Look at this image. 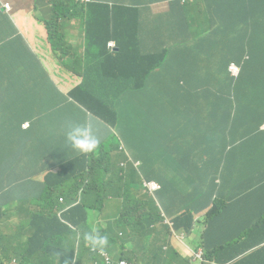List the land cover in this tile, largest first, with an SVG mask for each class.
Wrapping results in <instances>:
<instances>
[{
	"label": "trees",
	"instance_id": "trees-1",
	"mask_svg": "<svg viewBox=\"0 0 264 264\" xmlns=\"http://www.w3.org/2000/svg\"><path fill=\"white\" fill-rule=\"evenodd\" d=\"M232 2L234 12H229L222 18L228 24L227 30H222V37L228 41L227 64L230 66L232 62H236L241 66L242 73L238 78L228 75L219 100L206 99L214 103L212 105L215 108L213 117L220 120V126L224 130L221 138L224 141L222 146L224 153L213 158L174 159L173 153L169 151L167 155L170 162L175 164L182 173L180 183L175 179L171 181L161 179L157 175L156 167L149 165L147 180L158 181L162 189L152 194L149 190L144 191L138 188L136 197H139V201H135L129 209L131 215L123 226L124 235L120 237L122 242L114 241L109 250L114 264H119L123 260H128L129 264H193L173 246V233L184 235L194 241L195 246L203 250L204 259L208 264L215 262L217 264H264V199L256 197V194L264 191V183L248 195L249 202L245 207L243 203H238L230 210L231 205L226 204V197L222 194V189L217 182L221 171L227 169L231 161L235 167L237 152L243 150L244 146L256 135H264L261 129L264 124V0H232ZM179 4L182 3L177 0L174 13L149 17L148 23L156 22L161 16L175 15L177 20L182 19L186 15V7L184 4ZM53 5V19L45 22L50 35L49 41L60 63L80 76L84 74L78 71V66L86 65V58L84 54H81L72 62L65 60L71 52L65 48L66 36L60 35L63 20L70 19L72 13L74 16L88 14L90 17L96 14L99 6H106L107 13L98 22L89 20L86 24L88 25L87 43L91 44L92 48L100 50L99 60L102 65L97 64L85 72L84 85L73 91L71 96L77 102L87 105L89 111L102 118L105 123L116 126L121 114L114 106L108 104L110 97L108 90L114 84L125 83L121 91L114 93V99L117 101L123 98L128 104L129 102L133 104L128 111L129 137L133 139L130 147H138L142 151L141 154L145 153V155L155 152L147 149L149 139L145 140L143 135L148 132L150 121L156 111L148 110L143 106V99L129 93V90L134 88L133 78L136 73L141 74V77L147 81L151 78L149 75L153 72L152 66L157 59H164L163 56H159L156 48L151 44L147 47H141L139 44L140 25L135 22L141 20V10L125 5L110 7L97 3L90 4L87 8L85 4H77L74 1H54ZM203 13L206 15L207 22L212 24L213 15L205 11H196L197 15H203ZM119 17L129 19L131 23L111 24L109 19L113 18L117 21ZM99 22L105 28L103 34L99 30ZM155 25L163 26V24ZM98 36L103 37L102 42L98 40ZM160 37L161 34L152 41ZM111 40L118 41L121 51L112 52L108 49ZM1 42L4 47L10 45L8 41ZM147 42H150L149 39ZM201 47H206V43H203ZM199 48L200 46L197 47L198 50ZM185 50L189 51V47L180 46L178 50L172 49L165 61L168 63L172 61L171 56L179 54V64L182 65L180 71L190 73L191 67L186 69L183 67L188 65ZM90 54H92L91 50ZM167 54L168 52L164 53V56ZM29 55H31L29 50H23L21 53L23 58ZM42 59L44 58L39 55V60L42 61ZM21 70L23 75L20 77L5 72L3 89L0 92V107H11L16 113L25 112V107L29 106L35 87L43 79L40 77L36 81H31L28 74L30 66L26 63H21ZM126 78L128 79L125 80ZM93 83L98 86V89L90 88ZM45 88L43 94L53 99L55 106L61 107L58 88L50 82L45 83ZM80 93H84L85 99L80 96ZM181 95L180 92L177 94L178 97ZM190 97L186 93L184 98L181 97L177 101V109L163 110L162 115L173 117L171 113L174 112L185 118L195 117L196 111H186ZM90 103L94 105L91 106ZM73 108L78 110L76 105ZM41 112L45 117V109L36 110V114ZM63 112V110L55 111L52 119L55 122L74 123L68 127L55 126L54 147L48 152L54 150V153L63 157L64 162L71 164L67 167V176L64 173L50 176L53 180L49 181V188L46 192L49 193L51 200L57 192H63L67 196L68 203L63 206L66 212L65 220L74 227L59 234H46L37 228L36 220L39 217L46 219L47 212L30 210L27 213L32 218L27 223L23 222L20 204L16 203L17 200L13 195L14 189L1 190L0 187V264H49L50 262L77 264L89 259L92 255L95 262L107 264L106 259L98 251L92 250L91 245L85 242L84 236L87 234L85 226L88 217L82 212V206L74 207L73 204L80 196L79 185L86 177L96 178V174L102 171L100 168L103 166L108 170H112L115 166V169L102 176L98 187L100 194L107 193L113 188L129 190V171L120 165V160L125 162V154L120 150L121 134L118 131L114 132L109 141H113L114 144H110L112 146L110 149L104 150L109 163L104 155L89 159L86 155L76 151L68 139L65 143L64 135L67 131L72 132L76 128L82 129L83 127L75 121V118L74 121H67V115ZM133 112L136 113L135 116L132 115ZM138 116L142 118L141 124L134 121ZM22 120L29 122L26 113ZM25 126L22 124L21 128L24 129ZM12 131L14 134H9L7 136L9 138H6L11 143L0 142V148L6 151L13 149L19 136L26 139L29 135V131L21 132L17 128ZM227 133L229 146L226 144L225 134ZM259 143L258 149L264 153V138ZM157 145L163 146L159 141ZM22 148L23 146L20 150ZM248 155L249 153L246 154ZM48 156L44 155L43 158L46 160ZM2 159L0 180L7 179V177H2L6 172L16 170L12 166L18 164V161L14 162V159H10L7 153H4ZM105 161L106 164H102ZM259 162V158L256 157L254 166L251 163L248 164L246 160L243 168H238L248 174L255 170ZM22 166V173L20 174L19 171L10 173V178L24 176V170H27L31 176H40L43 172L37 164H23ZM132 173H134L132 182L141 184V175L135 169L131 171ZM173 176L176 178V173H173ZM106 179H109V182H106ZM54 183H58L62 188H51ZM51 206L55 208V205ZM27 207L28 205L23 207L22 211L25 212ZM43 207L46 211L49 209V206ZM180 214L182 216L176 218ZM202 214H204L203 219L198 218ZM44 222L50 223L46 220ZM147 222L148 227L145 226ZM56 224L62 229L67 228L58 219ZM197 235L198 238L195 239Z\"/></svg>",
	"mask_w": 264,
	"mask_h": 264
},
{
	"label": "crops",
	"instance_id": "crops-1",
	"mask_svg": "<svg viewBox=\"0 0 264 264\" xmlns=\"http://www.w3.org/2000/svg\"><path fill=\"white\" fill-rule=\"evenodd\" d=\"M95 1L97 4L110 7L123 4L140 9L143 16L140 21L135 23L141 25V29L149 37L150 44L156 48L159 56L164 57V59L158 58L154 63L152 66L154 70L149 75L151 78L147 81L141 77V74L136 73L135 78H133L134 88L129 90L132 95H137L143 99V106L148 110L156 111L150 121L148 139L161 142L168 151L173 153L174 158L187 157L193 150H196L198 156L202 158L221 156L224 153L222 150L224 141L221 139L224 130L220 126V120L213 117L215 108L212 105L214 103L208 102L206 99L219 100L223 85L228 78V41L222 37V30L226 31L228 24L222 18L229 12H234L232 0H196L185 4L186 15L182 19L177 20L175 15L161 16L151 24L148 23L149 17L174 13L177 0ZM6 4L12 5L11 11L5 9ZM105 7L99 6L96 14L90 17L78 16L81 19L74 17V13H72V18L65 22L60 32L61 36H66L64 43H70L68 50L71 53L65 60L72 62L75 57L84 54L86 58L85 72L97 65L100 55L98 48H92L91 44L87 43L88 25L86 24L89 20L98 22L107 13ZM196 11H205L213 15V23L207 22L204 13L197 15ZM44 19H53V5L47 0H0V92L3 89L5 72L16 77L23 75L21 63L30 66L28 74L31 81H36L40 77L43 78L40 84L35 87L31 102L27 108L25 107V112L16 113L11 107H0V142L11 143L6 138H9L7 137L9 134H14L12 130L15 128L21 132L29 131L26 139L19 136L11 151L0 148V162L3 160L4 153H7L10 159H14V162L18 161L16 166H12L16 170L6 172L5 176L2 177H7V179L0 180V187L1 190L14 189L13 195L17 200L16 203L20 204V213L23 214L22 220L27 210L34 211L39 205L34 203L27 209L25 208V212L22 211L25 203L40 197V194L35 196L29 194L32 189H35L33 179L44 182L48 174L53 172L57 174L64 172L67 176L68 171L63 170L64 165H66L63 157L61 155L55 156L54 150L53 152L48 151L54 147L55 126L68 127L74 122H55L52 119L55 111L63 110V114L67 115V121H74L75 118V121L81 122L84 119L85 132L93 135L92 137L99 138L102 142L109 141L110 130L105 124L96 118L87 117L83 111L75 113L74 104L70 101L73 99L69 95L83 84L84 78L70 72L60 63L49 41L47 27L42 21ZM127 22L131 23L129 20ZM155 24H163V26ZM99 25V30L103 34L105 28L100 22ZM195 25H197L198 33L193 30ZM160 34L159 39L152 41ZM82 38H85L84 42ZM98 40L102 42L103 37L98 36ZM1 41H8L10 45L4 47ZM203 43H206L204 48L201 47ZM180 46L189 47V51L185 50L188 65L183 67L185 69L191 67L190 73L180 71L182 65L179 64V54L171 56L174 63L172 61L166 63L165 61L171 50H178ZM198 46H200L199 50L197 49ZM74 47L76 49H73ZM23 50H29L31 55L23 58L21 56ZM90 50L93 56H91ZM166 52L168 54L164 56ZM39 55L44 58L42 61L39 60ZM79 69L83 70L81 66ZM47 82L58 88L61 107L55 106L54 100L43 94ZM124 84H114L109 88V92L121 91ZM179 92L182 94V98L186 93L191 96L186 111H196L195 117L185 118L176 115L174 112L171 113L173 117L162 115L161 111L163 110L174 111L178 108L177 101L181 99L180 96H177ZM132 105L131 102L128 104L123 98L119 100L117 107L121 111V123L128 118L129 112L127 111ZM42 109L46 110L45 117H43L42 112L36 114V110ZM64 109H66L67 114ZM25 113L29 122L22 120ZM164 114L168 115L167 112ZM132 115L135 116L136 113L133 112ZM22 124H30L31 127L23 129L21 128ZM117 131L119 132V129ZM225 136L226 144L229 145L228 133ZM262 138L264 135H256L252 141L245 145L243 150L237 152L236 169H234V163L231 161L225 170L221 189L228 202L240 199L246 193L263 184L264 175L261 167L264 162V153L258 149L259 141ZM21 146H23L22 150H20ZM247 153H249L248 156H246ZM44 155H49L48 159L45 160ZM256 157L260 160V169L254 167V175L238 170V167L243 168L246 160H248V164L254 165V158ZM23 164H37L43 169V172L40 176H31L27 170H24V176L19 177L15 174L17 177L10 178V173L18 171L20 174L22 173ZM260 196H264V191L260 193ZM248 201L249 198L243 199V204Z\"/></svg>",
	"mask_w": 264,
	"mask_h": 264
},
{
	"label": "clouds",
	"instance_id": "clouds-1",
	"mask_svg": "<svg viewBox=\"0 0 264 264\" xmlns=\"http://www.w3.org/2000/svg\"><path fill=\"white\" fill-rule=\"evenodd\" d=\"M59 1H74L77 4H80V3L85 4L87 8H89L88 6L90 4H93L96 2L95 0H91L90 2H85L84 0H59ZM180 1L184 5L188 4V2L184 3L182 0H180ZM193 1H196V0H192V2ZM50 3H53V2H50ZM119 5H123V4H119ZM129 8L138 9V8H135V6H129ZM5 9L8 11H11L12 5L6 4ZM82 16L88 17L89 15L87 14V15H82ZM142 16H143V13L141 11L140 19ZM109 20H110L111 24L115 25L119 22H122V23L127 22V20H129V19L121 17L117 21H115V19H113V18H111ZM148 39L149 38H148L147 34L145 33V31L143 29H141V25H140V32H139V44H140V46L141 47H147L150 44V42L149 43L147 42ZM109 43H111L112 46H110V48L108 47V49H110L112 52L121 51V48L118 45V41L111 40ZM237 65H238L239 69L241 70V66L239 64H237ZM81 67L83 68V70H80L79 66H78V71H82L84 74V76H81L82 78H84V82L81 85V86H83L86 78H85L84 66H81ZM70 72H72L76 75H79L73 71H70ZM231 76L234 78L239 77V76H234V75H231ZM80 87H78V88H80ZM90 88L92 90H95V89H98V86H96L93 83ZM69 96L74 100L73 101L69 98L70 101L74 105H76L78 108V110H74L75 113L83 111L87 114V117L89 116L90 118H96V119L100 120L103 124H105L107 126V128L110 131H112V133L117 132V129H119V133L121 134V137L119 139H121L122 137H125V136L129 137V133H125L127 126L122 125L120 117H119V121L117 122L116 126H113L107 122H106L107 123L106 124L102 118H100V117L94 115L92 112H90L88 109L89 107L87 105H83V104L77 102L71 95H69ZM80 96L83 99H85L84 93H80ZM75 102L79 106L77 104H75ZM117 102H119V99L117 100ZM90 105L93 106L94 103H90ZM114 107L116 110H118L117 106H114ZM118 113L121 114V111H119ZM83 122H84V119L81 122H79L80 126L83 127L82 129L76 128L72 132L67 131L65 133V135H64L65 143L67 142V139H68L70 141L72 147L76 151L81 153L82 155L91 154V155H93V157H99V156L104 155V150H102L100 148V145L103 142L99 138L96 139V138L92 137L91 135H89L87 132H85ZM137 123L141 124L142 122H137ZM25 128H27V129L30 128V125H26ZM261 129L264 131V124L262 125ZM143 137L146 140L148 138V132L145 133L143 135ZM129 139L132 140V142L129 145V150L138 149V152L135 154L134 157L129 156V170H126L123 167V169H125L126 171H129V181H130L131 176L135 173L134 172L131 174L132 170L135 169L139 174H143L144 172H146L145 171L146 167H142L140 162L137 160L138 157L143 155V154H141L142 151L138 147L131 148L130 146L133 143V139L131 137H129ZM157 142L158 141L149 140L147 148L150 144H152L155 148L166 149L165 147H163L161 145H157ZM167 153L164 154L167 157L166 162L171 163L173 173H176V178L173 176V179H175L177 182L180 183L182 181V175H180L181 172L179 171V169L176 167L175 164L170 162V158L167 155ZM227 153H228V150H227ZM227 153H226V155H227ZM54 154H55V156H60V154H57V153H54ZM187 157L202 158V157L198 156L196 150H193L190 153V155ZM105 158L107 159V162L109 163L108 157L105 156ZM66 164H71V163L66 162ZM104 164H106V161L104 162ZM153 166L156 167L157 175L158 176L160 175L159 177H161V179L162 178L166 179V178L161 176L159 167L156 165H153ZM100 169H102V171L96 174V178H87L86 177L84 179V181L79 185L80 196H79L78 200L73 204V206L74 207L82 206V212L85 213L88 217V222L86 223V226H85V230L87 231V234H85V236H84L85 242L87 244L91 245L92 250H94L95 252L98 251L106 259L107 264H114V259L110 255L109 250H110L111 245L114 241L122 242V239L120 237H122L124 235L123 226H124L126 220L129 218V215H131V213L129 214L130 208H127L126 205L129 204V201L131 199H137L135 201H139V197H136V194L138 192L134 196L131 197L130 182H129V190H123L120 188H113L112 190H110L107 193L100 194L98 187L100 185L102 175L106 174L107 172H112L115 169V166L112 168V170H108L104 166L101 167ZM234 169H236V167H234ZM256 169H258V170L260 169L259 164L256 166ZM67 170H68L67 168L64 169V171H67ZM225 170L221 171L220 177L217 181L219 183L220 187H221V183L223 181V174H224ZM238 170L240 171L239 168H238ZM261 170L263 171V175H264V162H263V165L261 167ZM148 171H149V167H148ZM53 173L57 174L55 172H53ZM62 173H64V172H62ZM62 173H58V174H62ZM248 174L254 175L255 170H253V172L248 173ZM48 188H49V186H48ZM51 188H57L58 189V188H62V187L58 183H54L51 185ZM47 189H46V191H47ZM46 191L44 193V196L41 199L40 204L37 206V209L34 210V212H37V211L47 212L46 213V219H42L41 217H39L36 220L37 228L40 231H42L46 234H49V235H54V234L62 233L64 231H69L70 228L74 227V226L70 222H67L65 220L66 212H65L63 206L65 203H68L67 196H65L63 194V192H57L55 194L53 200H51L49 193ZM252 191L246 193L245 196L241 197L240 199H238L236 201H233V202L227 201L226 204L231 205L230 210H232L234 205H237L238 203H243V199L249 198L248 195ZM150 193H151V191H150ZM256 197L258 199H260V198L264 199V196H260V193L256 194ZM248 202L243 204L244 207ZM32 203H33L32 201L27 202V203H25V206L26 205H28V207L32 206ZM52 204L55 205V208H53L51 206ZM45 205L49 206V209L47 211L43 207ZM27 211H29V210H27ZM51 213H54V214H51ZM120 215H124V216H128V217L126 218V220L122 224V227L120 229L116 230V228H118V226H119L118 218ZM24 216L25 217L23 219V222H25V223H27L32 218L31 216H29V214L27 212L24 214ZM202 217H204V214L198 216V218H200V219H203ZM57 219L61 223H63V225L67 226V228L65 227V229L64 228L62 229L60 226H58L56 224ZM44 220H46L50 223H45ZM199 230H200V228H199ZM197 238H198V235L195 237V239H197ZM172 244L184 257L189 258L193 264H201L200 263L201 260L204 261L203 264H208V262L204 259L203 250L200 247L197 248L195 246L194 241H191L189 237H185L184 235H178L177 233H173ZM49 264H59V263L58 262H56V263L50 262ZM77 264H100V262L99 261L95 262L94 256L92 255L89 259H87L85 261H80ZM119 264H129V261L123 260Z\"/></svg>",
	"mask_w": 264,
	"mask_h": 264
},
{
	"label": "rangeland",
	"instance_id": "rangeland-1",
	"mask_svg": "<svg viewBox=\"0 0 264 264\" xmlns=\"http://www.w3.org/2000/svg\"><path fill=\"white\" fill-rule=\"evenodd\" d=\"M47 1L54 2V1H59V0H47ZM187 2L188 3L189 2H192V0L187 1ZM51 4L53 5V3H51ZM53 10H54V5H53ZM74 17L80 18L78 16H74ZM68 20L69 19L63 20V25H65V22H68ZM42 21L45 24V22L47 21V19H44ZM193 30L198 33L197 25H195V27L193 28ZM82 41L84 42L85 41V38H82ZM110 46H112L111 43L108 44V47L109 48H110ZM69 47H70V43H65V48L68 49ZM73 49H76V47H74ZM91 56H93V53L91 54ZM97 64L98 65H102V63L99 60V58L97 60ZM235 64H236V62H232V64H230V66L228 64V75L229 74L230 75H236V76H240L241 75V73H242L241 70L239 72H233L232 71V65H235ZM162 67H163V65H162ZM108 93L110 95V97L108 99V104L110 106H117L118 105V102L114 99V93H110L109 90H108ZM136 122H142V118L140 116H138ZM122 125L123 126H127L125 133H129V116H128V118L126 120L123 121ZM30 127H31V125H30ZM112 135H113L112 131H109V141H110ZM31 136H32V132H31ZM109 141L103 142L101 144L100 148L102 150H108V149H110L112 147L110 144H114V142L113 141L109 142ZM119 142H120V145H121V149L120 150H121V152H123L125 154V162H123L122 160H120V165H121L122 168L124 167L126 170H129V156L134 157L135 154L138 152V149L129 150V145L132 142V140L129 139V137H126V136L125 137H122ZM147 149L152 150V151H155V152H152L149 155H145V153H144L143 155H141L140 157L137 158V160L140 162L141 166L142 167H146L147 171L144 172L143 174H140L141 175V179H142V183L141 184L133 183L132 182V176L133 175L131 176L130 181H129L130 182V186H131V197L134 196L137 193L138 188H141L144 191L145 190H150L152 194H155V193L161 191L162 185L159 182H157L156 180H151V181L147 180V174L149 172L148 171L149 165H156V166H158L159 169H160L161 176L164 177V178H166L168 181H171L173 179V170H172L171 163L166 162L167 157L164 155L165 153L168 152V150L167 149L155 148L152 144H150ZM86 156L89 159H91L93 157V155H91V154H86ZM102 164H104V163H102ZM68 165L69 164L64 165L63 170L65 168H67ZM109 173H111V172H107L104 175H107ZM52 175H55V174L54 173H49L48 176H47V179L44 182L38 181L36 179H33V182H34V185H35V189H32L31 192H29V194L31 196H35L37 194H40V197L39 198L32 199V202L33 203L40 204L41 199L44 196V193H45L46 189L49 186V181H52L53 180L50 177ZM180 175H182V173H180ZM106 182H109V179H106ZM135 200H137V199H131L129 201V204L126 205V207L127 208H130V206L132 205V203ZM180 216H182V215L180 214V215L176 216V218L177 217H180ZM127 217L128 216H124V215H120L119 216V218H118L119 226H118V228H116V230H118V229H120L122 227V224L124 223V221L126 220ZM146 225L149 226L148 222L145 223V226ZM200 263L203 264L204 261L201 260ZM213 264H217V263L215 262Z\"/></svg>",
	"mask_w": 264,
	"mask_h": 264
},
{
	"label": "built area",
	"instance_id": "built-area-1",
	"mask_svg": "<svg viewBox=\"0 0 264 264\" xmlns=\"http://www.w3.org/2000/svg\"><path fill=\"white\" fill-rule=\"evenodd\" d=\"M85 2H90L91 0H84ZM184 3H186L187 1H189V0H182ZM232 71L233 72H239L240 71V69H239V67H238V65L237 64H235V65H232ZM234 76H236V75H234Z\"/></svg>",
	"mask_w": 264,
	"mask_h": 264
}]
</instances>
